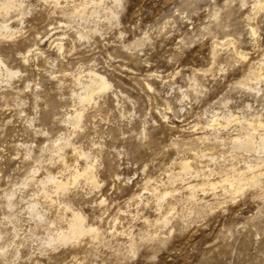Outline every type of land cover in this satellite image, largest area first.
<instances>
[{
	"label": "rangeland",
	"instance_id": "obj_1",
	"mask_svg": "<svg viewBox=\"0 0 264 264\" xmlns=\"http://www.w3.org/2000/svg\"><path fill=\"white\" fill-rule=\"evenodd\" d=\"M0 264H264V0H0Z\"/></svg>",
	"mask_w": 264,
	"mask_h": 264
},
{
	"label": "bare ground",
	"instance_id": "obj_2",
	"mask_svg": "<svg viewBox=\"0 0 264 264\" xmlns=\"http://www.w3.org/2000/svg\"><path fill=\"white\" fill-rule=\"evenodd\" d=\"M1 64H2V63H1ZM6 72H8V71H6ZM218 120H219V119H218ZM212 121H213V120H212ZM214 125H215V124H214ZM184 164H185V165H184ZM184 164H183V165L186 166V167L188 168L189 163H188V162H186V163L184 162ZM83 173H86V172H85V171H84V172H79V171L77 170V174H78V175H84ZM75 178H76V177H75ZM77 179H78V178H77ZM57 184H58V183H57ZM62 185H64V184L61 183V186H62ZM58 186H60V185H58ZM63 187H65V186H63ZM57 188H58V187H57ZM75 217H76V221H80V222H81V219H80V216H79V215H78V216L75 215ZM77 223H78V222H77ZM77 223H75V224H77ZM75 224H74V225H75ZM78 224H79V223H78ZM61 239H62V238H61ZM65 239H67V238H65Z\"/></svg>",
	"mask_w": 264,
	"mask_h": 264
}]
</instances>
